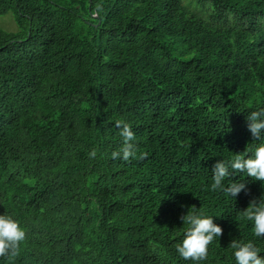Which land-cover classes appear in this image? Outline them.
Returning <instances> with one entry per match:
<instances>
[{"label": "trees", "instance_id": "1", "mask_svg": "<svg viewBox=\"0 0 264 264\" xmlns=\"http://www.w3.org/2000/svg\"><path fill=\"white\" fill-rule=\"evenodd\" d=\"M9 12L0 215L25 238L0 264H235L232 241L264 256L243 214L264 183L230 169L246 188H211L216 161L264 142L246 121L264 107V0H0ZM188 211L223 229L199 262L176 251Z\"/></svg>", "mask_w": 264, "mask_h": 264}, {"label": "clouds", "instance_id": "2", "mask_svg": "<svg viewBox=\"0 0 264 264\" xmlns=\"http://www.w3.org/2000/svg\"><path fill=\"white\" fill-rule=\"evenodd\" d=\"M247 128L254 140L264 137V107L250 111L246 116ZM119 134L124 144L119 152L111 153L113 158L129 160L136 155L135 145L131 143L135 135L127 123L116 121ZM96 156L95 150L90 154ZM246 174L248 178L264 183V142L253 147L251 156L235 154L226 160H218L212 165V190H221L228 196L236 198L246 188L245 182H232L225 185L230 171ZM247 220L252 222V232L255 237L264 238V202L253 200L243 211ZM186 230L184 238L176 245V251L183 260L199 262L206 259L209 244L222 234V227L213 222L212 216L202 212L188 211L180 217ZM25 238V231L16 220L7 215H0V256L9 250H15L19 242ZM235 264H264V256L260 248L253 242L232 241ZM13 254L14 251H13Z\"/></svg>", "mask_w": 264, "mask_h": 264}, {"label": "rangeland", "instance_id": "3", "mask_svg": "<svg viewBox=\"0 0 264 264\" xmlns=\"http://www.w3.org/2000/svg\"><path fill=\"white\" fill-rule=\"evenodd\" d=\"M0 30L6 33H16L17 25L13 12H9L4 16H0Z\"/></svg>", "mask_w": 264, "mask_h": 264}]
</instances>
